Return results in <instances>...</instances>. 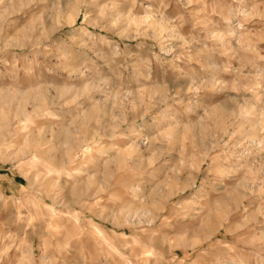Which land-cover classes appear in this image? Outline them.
<instances>
[{
    "label": "rangeland",
    "instance_id": "rangeland-1",
    "mask_svg": "<svg viewBox=\"0 0 264 264\" xmlns=\"http://www.w3.org/2000/svg\"><path fill=\"white\" fill-rule=\"evenodd\" d=\"M0 264H264V0H0Z\"/></svg>",
    "mask_w": 264,
    "mask_h": 264
}]
</instances>
